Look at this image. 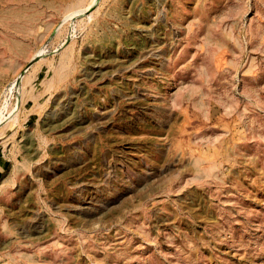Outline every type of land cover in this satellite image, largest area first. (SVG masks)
<instances>
[{"label": "rangeland", "instance_id": "obj_1", "mask_svg": "<svg viewBox=\"0 0 264 264\" xmlns=\"http://www.w3.org/2000/svg\"><path fill=\"white\" fill-rule=\"evenodd\" d=\"M0 264H264V0H0Z\"/></svg>", "mask_w": 264, "mask_h": 264}]
</instances>
